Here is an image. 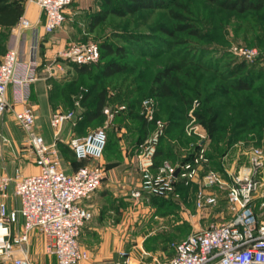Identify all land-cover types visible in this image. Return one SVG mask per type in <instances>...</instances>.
<instances>
[{
  "label": "rangeland",
  "instance_id": "1",
  "mask_svg": "<svg viewBox=\"0 0 264 264\" xmlns=\"http://www.w3.org/2000/svg\"><path fill=\"white\" fill-rule=\"evenodd\" d=\"M81 1L79 13L67 15L65 12V21L61 27L66 23L69 28L74 25L72 31L67 35L60 32L54 39L59 40L63 37L65 41L61 43L53 41L50 34L39 36L35 44L34 55L38 64L37 77H46L49 81L51 99L60 95L67 104L62 111L73 110L84 118L81 123L66 125L64 131L62 130L59 134L61 140L63 132H74L78 129V132L89 133L107 126L106 148L110 149L113 162L109 165L99 162L105 171L101 185L105 183L108 174L114 176L126 174L129 186L125 188L127 192L139 185L140 177L135 166L136 150L139 143L152 129L151 125L148 126L143 122L144 119L140 114L141 102L153 95L152 82L155 74L165 66L180 63L184 58L190 63L175 73L174 76L179 83L171 84V96L163 100L154 98L155 117L166 123L161 146H169L173 162L177 164H180L186 154L192 152L196 146H205L206 162L202 164L200 175L209 169L224 177L227 173H248L249 167L244 152L251 148H259L264 152V74H261L252 84V92H254L252 98L256 101L257 121L251 123L253 128L247 132L234 130L235 125L227 111L229 102H239V98L231 94L224 95L218 92L216 87L225 85L220 74L225 72L229 57H236L230 51L232 48H256L264 55V10L240 13L228 11L221 8L217 2L207 0H160L161 6L144 9L135 14L123 16L109 14L103 22L92 29L90 26L92 18L107 11L106 0H74L66 9L72 12L76 2ZM110 1L113 5H117L121 0ZM123 1L126 2V0ZM67 16H70L68 22ZM176 27H185V29L177 30ZM27 30L29 31L28 46L30 49L33 42V29ZM163 30L173 35H167ZM11 34L12 30L6 34L7 48H10ZM88 41L110 44L113 48H122L125 51V58L105 55L100 67L78 74L62 54L68 44ZM226 55L227 58L224 60ZM111 63L126 64L127 69L106 77L103 75L102 68L104 69ZM50 69L58 70V77L50 76ZM196 86L202 89V96L210 100L209 104L203 105L201 103L203 97L199 98L201 111L212 106L218 115L217 127L220 133L217 142L209 138L201 125L195 121L191 122L193 117L191 114L194 113L195 105L192 109L187 108L183 98L196 99ZM101 92H105L106 95V105L103 110L117 109L123 104L130 111H121L122 113L119 112L112 119H108L105 114L85 118L83 114L85 111H95L97 97ZM31 103V105L34 104L33 101ZM260 109L262 114L259 113ZM251 114L253 113L250 112ZM251 116L255 118L256 115ZM3 122L7 124L5 130L2 129ZM40 123L43 135H52L53 130L46 120ZM186 127H197V134L188 136L185 132ZM0 133L12 142L14 149L11 153L10 147L0 146V174L11 175L15 169L22 168L23 170L24 166L33 163L31 149L24 135L17 128L11 112H6L0 118ZM198 134H202L203 138H200ZM184 135L187 136V140L184 139ZM171 139H176V142H173L174 146L169 141ZM54 140L53 134V142ZM67 142L63 140V143L59 144H64V146L57 147L62 169L69 173L81 162L74 160L71 150L66 145ZM118 146H126L127 151L130 149L128 153L130 156L126 162L120 161ZM216 146H221L220 148L226 150L223 157L219 156V147ZM206 154H211V158L208 159ZM15 157L17 159H14ZM255 178L259 185L248 207V214L255 221H261L264 220V167L257 172ZM182 182L181 179L177 180L173 194L163 199L150 197L147 204H141L142 200L135 201L131 193L129 195L132 201L122 199L120 203H117V200L112 201L111 205L119 204L118 206L125 211L122 219L125 232H129L127 240L123 239L120 246L112 248L109 245L101 246V241L94 238L91 240L90 247H83L80 232L79 243L89 253V258L79 264H110L112 258L113 260L118 258L124 260L119 255V251L127 252L132 259V264H153L155 260H158L155 257H157L160 246L156 244V235L160 233L164 217L178 224L176 234H173L171 238L172 242L181 241L196 228L225 223L230 219L231 210L227 204L225 190H216L217 204L215 206L208 208L203 214H196L194 197L197 184H188L186 187L181 184ZM4 202L9 210H17L19 207V202L13 193V183L6 190ZM162 207L164 209L168 207L170 211L163 213ZM134 208H139L135 211H141L132 217L130 209ZM193 215L195 217L190 221ZM20 225L18 221L14 225V231H19ZM138 238H142L141 246L138 245ZM44 244L45 237L42 234L36 231L30 234L29 251L33 264H55L51 258L44 255ZM143 252H147L148 255H144Z\"/></svg>",
  "mask_w": 264,
  "mask_h": 264
},
{
  "label": "built area",
  "instance_id": "2",
  "mask_svg": "<svg viewBox=\"0 0 264 264\" xmlns=\"http://www.w3.org/2000/svg\"><path fill=\"white\" fill-rule=\"evenodd\" d=\"M74 0H25L36 5L44 14L43 32L52 34L65 21L64 10ZM32 29L30 22L22 16L14 28L15 32ZM39 32L33 29V42L26 62L18 60L17 51L9 48L0 61V118L11 112L14 122L24 135L37 172L23 175L16 169L12 177H0V264H33L30 258L29 237L34 231L45 237L44 253L54 258L55 264H79L89 258V253L79 244L83 226L91 219V213L81 202L88 200L99 189L105 171L99 163L107 145V126L91 131L82 138H70L66 145L77 160H88L84 166L72 173L62 169L58 154V143L62 127L75 125L81 116L75 111L54 112L49 119L54 142L47 144L37 133L35 112L29 105L30 85L37 80L38 64L35 44ZM231 53L248 63L264 65V55L256 48L234 47ZM72 65L91 66L100 61L96 42H73L62 54ZM197 104V102H194ZM154 98L141 102V116L151 124L143 141L137 146L135 166L139 173V185L131 191L135 201L150 197H167L174 192L178 179L185 185L197 184L194 197L196 214H203L217 204L216 190H225L231 217L225 223L211 224L194 229L185 239L171 242L173 255L153 264H264V220L252 223L248 207L259 185L255 175L264 167V152L251 148L244 152L248 173L231 174L224 177L213 170L200 175L205 158V146L192 161L171 164L164 161L155 164V156L161 139L165 136L166 123L155 117ZM124 105L117 109H104L103 114L112 119ZM190 115V114H189ZM192 117V116H190ZM191 118V122H194ZM197 127H186L188 136L197 134ZM203 138L202 134H198ZM6 141L5 139H3ZM203 142V141H202ZM93 162V163H92ZM13 183V193L19 202L17 210H9L4 202L6 190ZM195 215L190 217L193 220ZM20 221L19 231L14 225ZM124 263L128 258L120 252Z\"/></svg>",
  "mask_w": 264,
  "mask_h": 264
},
{
  "label": "trees",
  "instance_id": "3",
  "mask_svg": "<svg viewBox=\"0 0 264 264\" xmlns=\"http://www.w3.org/2000/svg\"><path fill=\"white\" fill-rule=\"evenodd\" d=\"M212 2H217L218 5L226 9L228 11H237L240 13L248 12V11H261L264 10V0H207ZM25 0H0V61L5 52L9 49L7 48V42H6V34L7 32L11 31L18 23L19 19L24 14V6H25ZM158 5L161 6L160 0H121L117 5H113V3L110 0H106V6L107 11L101 13L100 15H96L92 18L90 26L93 29L97 25H99L101 22H103L107 15L113 14L116 16H123L126 14H135L141 10L144 9H151L154 7H157ZM177 30H183L185 27H176ZM167 35H173L171 32L167 30H163ZM99 51H100V61L96 65L91 66H78V65H72L74 71L78 74L86 73L91 68H97L100 67L102 64V58L106 55H116L120 56L122 58H125V51L122 48H113L110 44H98ZM229 57V56H228ZM227 58V55L224 56V60ZM228 60L229 63L227 64V67L225 68V72L220 74L221 78L223 79V83L225 85H218L216 87L217 91L220 93L231 94L234 97L239 98V102H229L227 106V111L229 115L231 116V121L234 123L235 128L234 130H240L242 132H247L253 128L252 122L257 121V110L256 107V101L254 98H252L254 92H252V84L258 79V77L261 74H264V66L261 65L259 62H253L248 63L242 59H239L236 57H229ZM190 61L186 58L182 59L180 63L176 65H168L163 67L160 71H158L154 78H153V86H152V93L150 97H153L155 99L163 100L165 98H168L171 96V84L179 83L177 78L174 76L175 73H177V70H182L184 67H186ZM194 67V65H193ZM198 69H201L200 67H197ZM127 69V65H118V64H108L105 66V68H102L103 75L106 77L112 76L116 73L125 71ZM202 89L199 88V86H196L195 88V96L196 99L190 98L189 100L184 99L185 105L187 108L192 109L194 107V113L191 114L195 120L196 123L201 125L204 130L206 131L207 135L210 139L217 142V138H219V131L220 129L217 127V121H218V115L214 112V109L212 106H209L207 108H204L203 111L199 108V98H202ZM184 95V94H182ZM184 97V96H183ZM194 102H197V104H194ZM210 100L206 98V96L202 99V104L207 105L209 104ZM106 105V95L105 92H101L97 97V103L95 107V111L91 112V110L85 111L83 114L85 115V118L88 116L89 118L102 116L103 115V108ZM123 105V104H122ZM199 108V109H198ZM196 109V110H195ZM198 109V110H197ZM130 111L125 106V109L122 110ZM121 112V111H119ZM119 112L117 114H119ZM250 112L253 113L250 115ZM261 112V109L259 110V113ZM122 113V112H121ZM262 114V112H261ZM81 116V119L78 121L81 123L83 121V116ZM157 118V117H156ZM145 124L148 126L151 125L147 123L145 120H143ZM170 124V122H168ZM259 124V123H258ZM143 141V140H142ZM141 141V142H142ZM163 139H161L156 156H155V164L160 165L162 164L166 159H168L169 156H171L170 148L161 146ZM140 144V143H139ZM58 146H64V144H59ZM66 146V145H65ZM219 147V156L223 157L226 154V150ZM166 149V150H165ZM198 146H196L192 152H188L186 156L181 160V163L191 162L194 156L197 154ZM74 160L77 162H81L77 167H75V170H77L79 167L84 166L87 164L88 160H77L73 153L71 152ZM214 156V155H212ZM206 157L209 159L211 158V154H206ZM221 159V158H220ZM219 162V159H218ZM219 164H221L219 162ZM220 166V165H219ZM181 184H184L183 182ZM184 186H188L185 185ZM152 199H163L165 197H151Z\"/></svg>",
  "mask_w": 264,
  "mask_h": 264
},
{
  "label": "crops",
  "instance_id": "4",
  "mask_svg": "<svg viewBox=\"0 0 264 264\" xmlns=\"http://www.w3.org/2000/svg\"><path fill=\"white\" fill-rule=\"evenodd\" d=\"M79 3L81 4L82 1L76 2L75 6H73L74 10H72V12L68 11V9L65 8L64 17H65V12H67V15H72V13H79L81 10L79 9V6H80ZM23 16L30 22L32 29L37 30L39 34L42 36L45 35L43 32L44 14L41 12V10L36 5L25 4ZM69 19H70V16H67V22ZM68 26L69 25L66 23L63 27H60L59 29L54 31L52 34H50L51 39L53 38V41H58V43L65 41L63 37H61L59 40H54V39H56L55 36L60 32H63L66 35L69 34L72 31L74 25L71 26L70 28ZM14 28L12 29V34L10 36V41H9L10 48H13L17 51L19 61L26 62L29 59V46H28L29 31L23 30L21 32H15ZM49 73H50V76L56 77L59 71L58 70L56 71L55 69H50ZM37 75H38V69H37ZM48 82L49 81H47L46 77H42V76L37 77V80L30 85V89H29L30 96H29L28 103L29 105L32 104L31 101H33L34 103L31 106L34 109L35 116H36L35 127H36L37 133H39L43 137L44 141L47 144H51L53 143V133L52 135H49V136L43 135V132L41 130L42 127H41L40 121L46 120V123L49 124L50 116L54 112H58L60 110H61L60 112H64L62 111V109H64L67 106V104L63 99H61L60 95L56 98L51 99V89H50L51 85ZM54 99L56 100L53 102ZM66 125H69V123L65 124L62 127L61 131L62 130L64 131ZM2 129L3 130L7 129L6 122L2 123ZM89 133L84 132V131L78 132V129H77V131L74 130V132L72 131H68L67 133L63 132V134H61V137H62V141L63 140L68 141L70 138H74V137H78V138L85 137ZM166 137H167V134H166ZM3 139H5L6 141H4ZM184 139L187 140V136L185 137L184 135ZM169 141H171L172 146H174L173 142H176V139H171ZM0 146H8L10 147V151H12L11 153L14 152V149L12 148L13 146L12 142H10V140H7V138L1 133H0ZM176 146H179V145L176 144ZM184 147H187V146H184ZM190 148L191 146L189 147V149ZM109 150L110 149L106 148L100 160L101 163L106 164V165H109L113 162L112 161L113 155L110 153ZM117 150L119 152L118 156L120 158V161L126 162V159L128 158V156H130L128 155V153L130 152V149L127 151L126 146H118ZM14 159H17V158L15 157ZM165 161H169L171 164H177L175 161L173 162V159L171 156H169L168 159H166ZM19 171L21 172V174L26 176V175L34 174L38 170L35 164L31 163V164H28L27 166H24L23 170L22 168L19 169ZM14 172L13 174L7 175V176L12 177L14 175ZM72 172L73 171L69 173H72ZM1 176H6V175L0 174V177ZM106 177L107 178L105 180V183L99 187V189L93 194V196L89 200H85L81 202V205L91 213V219L83 226L81 230L80 241L83 247H90L91 240H94V238H98V240L101 241L100 243L101 246L109 245V246H112V248H115L117 246H120L123 239L127 240L129 236V232L126 233L125 232L126 230H124L125 226H124L123 219H122L123 215L125 214L124 213L125 211L121 207L118 206L119 204L111 205L112 204L111 202L117 200V203H120L121 199L124 201L126 200L132 201L133 199L130 197L129 194L134 189V187L131 189L130 192L125 191V188L129 187L127 184V180H126L127 178L126 174H123L121 176H114L112 174H108ZM143 203L147 204L148 202L147 200H142L141 204ZM138 209L139 208L130 209L131 210L130 216L134 217V215L138 214L141 211V210L135 211ZM162 210H163V213H166V211H170L168 207L165 209L162 207ZM142 211H145V210H142ZM249 216H250L252 223L259 222V221H255L254 219H252L251 215ZM177 229H178V224L174 223V221L167 220L166 217L162 219L160 233L156 235V244L157 246H160V250L157 251L158 252L156 254L157 257H155V259L164 261V260L169 259L173 255V251L170 249L169 245L172 242L171 238H173V234H176ZM185 238L186 236L183 239ZM137 240H138L137 241L138 245H140L141 244L140 242H142V238H138ZM120 252H123V251H119V255H120ZM43 253H44V248H43ZM124 253L125 255H127L126 258H128L127 264H132V259H130V257L128 256V253L127 252H124ZM143 254L148 255L147 252H143ZM44 255L46 254L44 253ZM49 258H51L55 262L54 258L52 257H49ZM110 262H112L110 264H118V263H124V260H120L119 258L113 260L112 258Z\"/></svg>",
  "mask_w": 264,
  "mask_h": 264
},
{
  "label": "water",
  "instance_id": "5",
  "mask_svg": "<svg viewBox=\"0 0 264 264\" xmlns=\"http://www.w3.org/2000/svg\"><path fill=\"white\" fill-rule=\"evenodd\" d=\"M118 264H122V263H118Z\"/></svg>",
  "mask_w": 264,
  "mask_h": 264
}]
</instances>
